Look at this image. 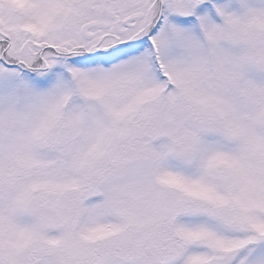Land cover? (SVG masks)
Wrapping results in <instances>:
<instances>
[{
	"label": "rangeland",
	"instance_id": "rangeland-1",
	"mask_svg": "<svg viewBox=\"0 0 264 264\" xmlns=\"http://www.w3.org/2000/svg\"><path fill=\"white\" fill-rule=\"evenodd\" d=\"M108 1L0 0V264H264V0Z\"/></svg>",
	"mask_w": 264,
	"mask_h": 264
},
{
	"label": "flooded vegetation",
	"instance_id": "flooded-vegetation-1",
	"mask_svg": "<svg viewBox=\"0 0 264 264\" xmlns=\"http://www.w3.org/2000/svg\"><path fill=\"white\" fill-rule=\"evenodd\" d=\"M150 1H153V2H158V3H160V5L162 4V3H174V4H191V3H208V2H211V0H150ZM99 1L97 0V4H99L98 3ZM108 2V7H109V1H107ZM110 8V7H109ZM90 10L93 12V11H96V12H98L99 11V16H101L100 18L99 17H97V18H95V19H93V20H89V21H87L86 23H84L82 26H85L86 24H88V23H91V22H96V21H105V22H107L108 23V27L107 28H105V29H100V28H92V29H90L89 30V32H99V31H109V32H111L112 31V27L115 25V23H119L120 22V20L118 21V19H117V17H118V15H117V13H115V12H113L112 10H111V8H110V10L113 12V16L111 17V18H109L108 16H106V15H104L102 12H101V10H100V7H99V5H98V8H97V10L94 8V7H90ZM121 23H122V21H121ZM130 24V23H129ZM128 24V25H129ZM127 25V26H128ZM126 26V27H127ZM108 51V49H105V50H103V51H100V52H97V53H86L85 51H75V53H77V54H80V55H82V56H89V57H91V56H98L99 54H101V53H105V52H107ZM81 52V53H80ZM75 53H73V54H75ZM53 54L55 55L56 53H55V51L53 52ZM59 56V55H58ZM28 69H30V70H33L34 71V69H32V68H28Z\"/></svg>",
	"mask_w": 264,
	"mask_h": 264
},
{
	"label": "water",
	"instance_id": "water-1",
	"mask_svg": "<svg viewBox=\"0 0 264 264\" xmlns=\"http://www.w3.org/2000/svg\"><path fill=\"white\" fill-rule=\"evenodd\" d=\"M99 4H100V8H101V12L104 14H107L108 17H112L113 13L110 11V9L108 8V2L107 0H98ZM142 16L139 14L136 15H132L129 18L125 19L123 21V24H127L128 22L132 21V20H139ZM108 25L106 23H101V22H96V23H90L88 25H86L83 29H82V35L85 38L89 37V34L87 33V30L91 27H102V28H106Z\"/></svg>",
	"mask_w": 264,
	"mask_h": 264
}]
</instances>
